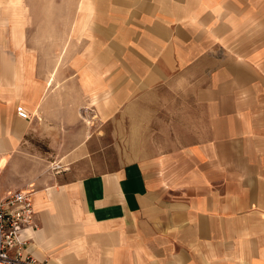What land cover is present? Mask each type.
<instances>
[{
    "label": "crops",
    "instance_id": "obj_1",
    "mask_svg": "<svg viewBox=\"0 0 264 264\" xmlns=\"http://www.w3.org/2000/svg\"><path fill=\"white\" fill-rule=\"evenodd\" d=\"M8 10L0 0V199L32 192L24 258L264 264V0H88L84 53L58 69L29 58ZM92 95L148 126L134 159L93 149ZM42 132L71 166L58 181L28 164Z\"/></svg>",
    "mask_w": 264,
    "mask_h": 264
},
{
    "label": "rangeland",
    "instance_id": "obj_2",
    "mask_svg": "<svg viewBox=\"0 0 264 264\" xmlns=\"http://www.w3.org/2000/svg\"><path fill=\"white\" fill-rule=\"evenodd\" d=\"M9 2L10 0H1L2 6L6 4L11 10H8L11 12V28L15 35L22 37V48L27 49L29 58H58V69L69 58L83 55L85 45L82 38L88 25L84 14L88 0H19L18 7L10 6ZM98 97L92 95L88 98L89 105L93 106L92 109L88 107V141L93 149L108 147L112 150L111 155L112 152L117 153V147L121 151L124 148V161L134 159L133 135H147L148 126H134L139 116L135 120L133 112L104 110L105 106L108 108L107 101ZM144 113L140 121L147 125L148 111ZM41 134L42 137L38 135L32 140L34 147L29 152L28 164L30 169L41 172L39 178L49 179L50 182L58 181L65 172L71 171V166L59 158V149L48 140L51 138L49 134ZM111 161L117 162V159Z\"/></svg>",
    "mask_w": 264,
    "mask_h": 264
},
{
    "label": "built area",
    "instance_id": "obj_3",
    "mask_svg": "<svg viewBox=\"0 0 264 264\" xmlns=\"http://www.w3.org/2000/svg\"><path fill=\"white\" fill-rule=\"evenodd\" d=\"M16 113L20 118L28 117L21 106ZM31 195L29 190H18L0 199V264H35L31 258L22 256L20 248L22 230L34 225Z\"/></svg>",
    "mask_w": 264,
    "mask_h": 264
}]
</instances>
